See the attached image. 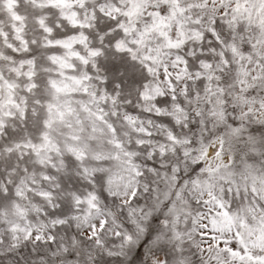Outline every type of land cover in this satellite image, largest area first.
<instances>
[{"label": "snow or ice", "instance_id": "6c2138e0", "mask_svg": "<svg viewBox=\"0 0 264 264\" xmlns=\"http://www.w3.org/2000/svg\"><path fill=\"white\" fill-rule=\"evenodd\" d=\"M0 264H264V0H0Z\"/></svg>", "mask_w": 264, "mask_h": 264}]
</instances>
